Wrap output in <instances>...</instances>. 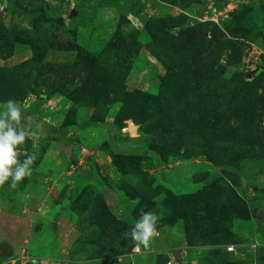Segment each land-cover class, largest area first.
Instances as JSON below:
<instances>
[{"label": "rangeland", "instance_id": "obj_1", "mask_svg": "<svg viewBox=\"0 0 264 264\" xmlns=\"http://www.w3.org/2000/svg\"><path fill=\"white\" fill-rule=\"evenodd\" d=\"M6 1L0 264H264V0Z\"/></svg>", "mask_w": 264, "mask_h": 264}, {"label": "clouds", "instance_id": "obj_2", "mask_svg": "<svg viewBox=\"0 0 264 264\" xmlns=\"http://www.w3.org/2000/svg\"><path fill=\"white\" fill-rule=\"evenodd\" d=\"M0 108V184L9 181L10 186L15 187L17 182L31 173L29 165L35 159L34 155L25 156L23 162H18L17 157L21 153L17 146L23 145L27 136L26 131L19 127L21 110L13 99L4 101ZM16 125L17 127H14ZM35 136V134H34ZM15 165V167H12ZM157 217L150 212L142 214V218L135 223L130 235L133 240L138 241L137 250L140 244L148 247L150 238L155 234L154 223Z\"/></svg>", "mask_w": 264, "mask_h": 264}, {"label": "trees", "instance_id": "obj_3", "mask_svg": "<svg viewBox=\"0 0 264 264\" xmlns=\"http://www.w3.org/2000/svg\"><path fill=\"white\" fill-rule=\"evenodd\" d=\"M11 2H12L11 0H7L6 2H4V6L9 8L10 10H14L13 4ZM18 13H19V11H18ZM253 74L255 75L256 72H254ZM40 95L42 96L43 94H40Z\"/></svg>", "mask_w": 264, "mask_h": 264}, {"label": "water", "instance_id": "obj_4", "mask_svg": "<svg viewBox=\"0 0 264 264\" xmlns=\"http://www.w3.org/2000/svg\"><path fill=\"white\" fill-rule=\"evenodd\" d=\"M74 13H75V10H71L70 15H73ZM260 214H261V216L264 218V211H263V210H260ZM174 254H175L176 257H178V252H177V250H176V251L174 250Z\"/></svg>", "mask_w": 264, "mask_h": 264}, {"label": "built area", "instance_id": "obj_5", "mask_svg": "<svg viewBox=\"0 0 264 264\" xmlns=\"http://www.w3.org/2000/svg\"><path fill=\"white\" fill-rule=\"evenodd\" d=\"M232 249V246H228V250H231Z\"/></svg>", "mask_w": 264, "mask_h": 264}]
</instances>
